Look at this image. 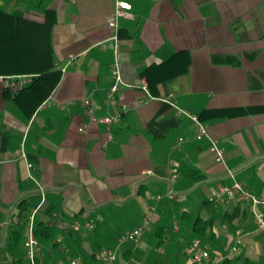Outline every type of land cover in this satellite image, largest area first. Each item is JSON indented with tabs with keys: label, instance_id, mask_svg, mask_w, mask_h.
I'll return each instance as SVG.
<instances>
[{
	"label": "crops",
	"instance_id": "crops-1",
	"mask_svg": "<svg viewBox=\"0 0 264 264\" xmlns=\"http://www.w3.org/2000/svg\"><path fill=\"white\" fill-rule=\"evenodd\" d=\"M124 1L132 4L118 20L124 100L108 103L116 0H0V77L26 86L60 73L40 104L16 100L24 86L0 81V264H30L33 214L38 264H154L159 236L185 256L197 238L222 254L240 240L231 264H264L252 206L212 201L233 184L228 170L264 198V0ZM170 97L209 127L224 165L164 102ZM88 98L97 119L120 113V122L109 131L93 122ZM152 208V229L135 251L122 238ZM101 249L118 260H98Z\"/></svg>",
	"mask_w": 264,
	"mask_h": 264
},
{
	"label": "built area",
	"instance_id": "built-area-1",
	"mask_svg": "<svg viewBox=\"0 0 264 264\" xmlns=\"http://www.w3.org/2000/svg\"><path fill=\"white\" fill-rule=\"evenodd\" d=\"M132 4L128 1L124 0H116V11L114 18L109 22V27L114 31V36L111 39L113 43V49L115 53V62L113 64L112 75L114 78V83L108 92L107 102L112 103L116 101V96H118V101L123 102L124 96L120 92V84L122 83L121 79V62L119 60V54L121 51L120 47V38L118 35L119 30V17L121 16L123 11H131ZM102 47H105L106 44H102ZM19 80L14 81L12 78L0 77V81H3L6 85H13L17 84L20 87H23L27 82L26 78L20 77L17 78ZM17 82V83H16ZM143 90L147 93L146 84L143 86ZM165 103H168L180 117H185L190 119L196 126L197 135L196 140L207 139L211 146L210 151L213 153L215 157V161L219 164H225V150L218 145V142L212 136L209 127L203 123L197 116L192 115L191 113L187 112L186 110L177 106L176 101L173 98H168L164 100ZM83 105L88 111V115L90 116L93 122H98L104 124L107 127V130H110V127L113 124H117L120 122L121 114L115 113L114 115L107 116L101 119H97L95 117V110L97 108V104L95 100L92 98H88L83 101ZM123 110H127V107L124 106ZM83 131V130H82ZM112 135L110 133L107 134L106 138L104 139V145L112 140ZM184 139H180L175 149L180 148ZM23 157L25 158L26 155L23 153ZM32 165L29 164L28 168L31 170ZM174 174L178 173L177 169L173 170ZM230 177L233 178V184L231 186H220L217 192L212 197V201L214 202H224L229 200H239L248 202L253 208V215L256 222L257 227L260 230L264 231V198L260 196H256L247 188H245L240 182L234 179L233 171H227ZM170 200H177L178 202L182 201V197H177L172 191H170L167 195ZM155 200H161L162 196L153 197ZM155 209L152 208L151 213L148 214L144 220L134 229L128 231L125 236L122 238L123 242H135L139 243L142 237L149 233L152 229L153 223V213ZM34 217L35 214L32 215L31 221L28 227V232L26 233V241L25 247L27 252V258L30 264H38V254L40 252V245L37 241L35 235V226H34ZM86 229L92 230L94 228L93 222H90L84 226ZM175 229L178 231V225L175 224ZM241 249V241L236 240L235 244L232 246L229 252L227 253H218L212 251V249L205 244L201 239L197 238L194 239L191 244H189L184 253L189 259V264H223L226 261H231L233 258L240 253ZM97 259L100 261H107L110 263H114L117 261V252L110 250V249H101L97 253ZM67 264H83L80 258H69L67 259Z\"/></svg>",
	"mask_w": 264,
	"mask_h": 264
},
{
	"label": "trees",
	"instance_id": "trees-1",
	"mask_svg": "<svg viewBox=\"0 0 264 264\" xmlns=\"http://www.w3.org/2000/svg\"><path fill=\"white\" fill-rule=\"evenodd\" d=\"M59 78L60 73L57 71L44 73L38 77L32 78L26 86L16 93V100H26L30 98L31 100H39L40 104L43 99L51 94ZM199 119L202 120L200 117ZM161 237L162 236H159L158 248L161 246V243H163V238ZM231 262L232 260L226 261L223 264H231Z\"/></svg>",
	"mask_w": 264,
	"mask_h": 264
},
{
	"label": "rangeland",
	"instance_id": "rangeland-1",
	"mask_svg": "<svg viewBox=\"0 0 264 264\" xmlns=\"http://www.w3.org/2000/svg\"><path fill=\"white\" fill-rule=\"evenodd\" d=\"M175 238V237H174ZM154 246L150 247L149 253L156 254V258L152 259L154 264H185L186 256L183 254L182 249L174 244H165L164 242L161 244V246L158 248L157 242L159 241V238L155 239ZM175 240V239H174ZM128 245H130L135 251L137 250V246L135 242H127ZM179 248V249H178ZM163 249V253H159L158 251ZM141 251V250H138ZM158 252V253H157ZM119 254H117V260H118Z\"/></svg>",
	"mask_w": 264,
	"mask_h": 264
}]
</instances>
